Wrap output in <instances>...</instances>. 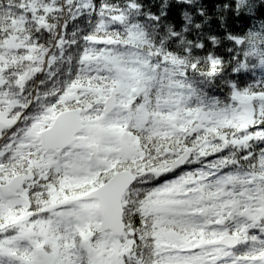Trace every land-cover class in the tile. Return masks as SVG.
<instances>
[{
    "label": "snow or ice",
    "instance_id": "1",
    "mask_svg": "<svg viewBox=\"0 0 264 264\" xmlns=\"http://www.w3.org/2000/svg\"><path fill=\"white\" fill-rule=\"evenodd\" d=\"M0 264H264V0H0Z\"/></svg>",
    "mask_w": 264,
    "mask_h": 264
},
{
    "label": "trees",
    "instance_id": "2",
    "mask_svg": "<svg viewBox=\"0 0 264 264\" xmlns=\"http://www.w3.org/2000/svg\"><path fill=\"white\" fill-rule=\"evenodd\" d=\"M214 23V26H215V21L213 22ZM246 23H247V21H245V20H240V21H237V23L235 24V25H233V27L235 28V29H237V30H239V28L241 27V26H245L246 25ZM222 31V30H221Z\"/></svg>",
    "mask_w": 264,
    "mask_h": 264
}]
</instances>
